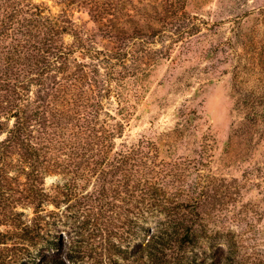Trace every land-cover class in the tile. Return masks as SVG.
<instances>
[{
	"label": "trees",
	"instance_id": "1",
	"mask_svg": "<svg viewBox=\"0 0 264 264\" xmlns=\"http://www.w3.org/2000/svg\"><path fill=\"white\" fill-rule=\"evenodd\" d=\"M158 3L149 5L143 24L134 21L132 31L115 30L105 9L95 6L106 41L96 48L88 30L66 13H45L31 0H0V264H69L74 249L55 247L49 204L75 198V189L88 184L80 195L88 212L112 207L119 221L131 222L133 239H146L133 245L130 256L143 250L149 264H181L195 244V221L215 194L214 181L197 172L205 149L191 159L174 149L162 155L154 132L116 143L147 105L145 61L152 68L169 55L148 44L179 26L186 0ZM189 114L183 125L191 124ZM256 115L264 119V107ZM259 153L247 169L258 180L248 184L260 188L264 151ZM49 174L59 177L51 191L44 187ZM127 247L114 246V252L121 255Z\"/></svg>",
	"mask_w": 264,
	"mask_h": 264
},
{
	"label": "rangeland",
	"instance_id": "2",
	"mask_svg": "<svg viewBox=\"0 0 264 264\" xmlns=\"http://www.w3.org/2000/svg\"><path fill=\"white\" fill-rule=\"evenodd\" d=\"M31 1L45 13H66L88 30L90 45L101 48L105 30L93 16L95 6L105 9L110 16H103L112 19L115 30L132 31L134 21L143 24L149 5L159 7L160 0H91L90 5L87 0ZM179 21L170 33L148 44L151 51L169 55L158 58L152 68L145 61L147 105L139 108L116 143L154 132L162 155L174 149L191 159L201 146L205 149L197 172L214 181L215 194L204 203L202 219L195 221V244L184 251L181 264H264V183L250 186L248 181H258L257 174L247 169L264 151V119L256 115L264 107V0H186ZM186 114L193 118L188 126L183 125ZM58 182L57 175L49 174L44 187L51 191ZM90 187L78 186L75 198L49 204L55 212L48 221L55 247L74 249L69 264H149L143 250L130 256L134 244L146 241L132 238L130 221H119L112 207L86 210L87 201L80 195ZM145 224L153 227L157 221ZM114 246L127 250L119 255Z\"/></svg>",
	"mask_w": 264,
	"mask_h": 264
}]
</instances>
